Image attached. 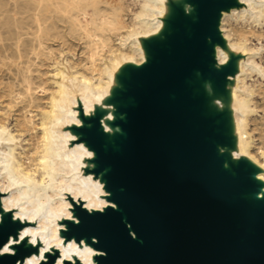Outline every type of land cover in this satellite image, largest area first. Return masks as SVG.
Returning <instances> with one entry per match:
<instances>
[{
    "label": "water",
    "instance_id": "95a60500",
    "mask_svg": "<svg viewBox=\"0 0 264 264\" xmlns=\"http://www.w3.org/2000/svg\"><path fill=\"white\" fill-rule=\"evenodd\" d=\"M193 2L196 21L180 22L168 47L156 48L151 65L127 83L121 137L109 144L98 118L84 130L95 174L116 207L89 211L71 201L74 220L62 233L93 247L94 263L264 264L263 183L245 165L230 166L219 119L201 111L190 85L197 73L217 84L225 76L210 68L209 53L218 11L229 3ZM226 161L235 176L223 171ZM20 229L9 215L0 225V252ZM38 252L19 245L0 254V264H22ZM59 256L48 253L41 264H57Z\"/></svg>",
    "mask_w": 264,
    "mask_h": 264
},
{
    "label": "rangeland",
    "instance_id": "374dc122",
    "mask_svg": "<svg viewBox=\"0 0 264 264\" xmlns=\"http://www.w3.org/2000/svg\"><path fill=\"white\" fill-rule=\"evenodd\" d=\"M226 1L229 5L218 11L215 20V40L210 41L209 53L210 68L225 76L217 84L212 77L197 73L190 85L196 99L201 100V111L219 119L220 132L224 137L221 147L230 166L236 167L243 164L257 177L261 169L246 149L250 147L252 152H256L258 147H262L260 133L256 131L255 124L264 112V105L258 94H253L247 87L240 88V78L242 76L253 77L252 80H258L264 87V19L258 18V13L251 8V5L264 7V0ZM0 2L4 5V9H15V2L19 5V9H32L33 11L39 9L41 15L46 17L49 16L47 11L52 9L46 5L38 8L36 0H0ZM124 2L131 10L127 14V20L134 31L130 36L125 35L123 43L125 48L135 45V50L140 53L142 62L137 64L135 60L124 59L121 55L115 56V65L105 60L110 70V81L108 84H103L102 91L93 93L81 87L75 80V72L67 62V59L78 60L82 56L83 46L75 38L68 35V32L62 31L61 36L52 38L49 42L62 64L61 70L64 75L58 82L65 88L63 112L68 120L63 122L59 119H50L42 115V109H34L33 112L35 114L39 112L36 120L46 122L52 132L53 158L56 168L53 178L55 181L64 179L69 184L67 190L47 183L39 191L38 187L25 180L23 174L16 171L10 172L8 154L12 146L7 142V137L2 135L0 125V225L7 220L9 215H12L14 222L21 226L18 237L12 239L9 246V250L13 253L19 245H24L28 249H38V254L34 256L42 262L49 252H60L58 239L63 249L69 248L74 243V241L67 242L62 233L66 229L65 224L74 220L73 215H66L63 211L58 213L53 211L59 202L74 201L72 198L73 185L85 189L91 186L89 190L95 193L96 205L86 198L84 193L81 192V195H78V202L83 206H87L91 211L105 209L107 194L104 190V182L100 176L95 174V157L84 141V130L91 127L92 119L98 118L103 122V135L109 144H114L121 137L118 122L122 119L121 108L124 104L122 93L132 74L146 70L151 65L155 59L156 48L168 47L180 22L184 21L189 25L196 21L193 0H150L156 7L147 6L146 8L154 13L151 22L156 30L144 34L137 31L134 25L147 20L142 19V16L138 14L140 6L132 5L133 3L129 0H124ZM240 13H243L244 18L235 19ZM249 18L251 21H248ZM249 26L252 27L251 31L248 30ZM238 32L247 34L241 46L233 43ZM8 43L9 41L6 40L0 42V45ZM219 52L223 63H220ZM6 57L0 49V109H3L4 114L12 113L13 116L17 114L18 108H9V89L12 82L7 74L10 62ZM250 57L258 60L249 64ZM243 66L249 67L253 74H247ZM236 92H240L246 100L253 99L257 106L240 105L235 96ZM44 102L41 104L44 105ZM87 104L91 106V109L87 108ZM246 117L251 120L247 127L248 134H245L243 121ZM11 120L12 117H10ZM10 121L5 122L7 131L16 132L11 128ZM18 136L26 140L30 138L25 132ZM22 144L27 145V149L23 150H31L28 142ZM14 148L20 152L21 141L17 142ZM18 152H15L16 157H19ZM37 157L39 156H35V159ZM15 165L17 166V159ZM262 189L264 191L263 184ZM53 229L58 231L57 238L53 237ZM33 238H35L34 244L30 242ZM78 249L81 252L89 249L90 261L94 264L97 253L85 244L78 246ZM41 250L45 251L44 255H41ZM71 257L74 261L80 259L77 254H71Z\"/></svg>",
    "mask_w": 264,
    "mask_h": 264
},
{
    "label": "bare ground",
    "instance_id": "6f19581e",
    "mask_svg": "<svg viewBox=\"0 0 264 264\" xmlns=\"http://www.w3.org/2000/svg\"><path fill=\"white\" fill-rule=\"evenodd\" d=\"M129 1L133 3L132 5H139L138 14L142 16V19H147L142 22L139 21L140 23H135L136 30L144 34L155 31L156 27L151 22L154 18V13L146 7L154 8L156 6L150 0ZM36 4L38 8L44 5L50 6L52 9L47 11L49 16H42L39 9L34 11L32 9H19V5L16 2L14 3L15 9H4V5L0 2V42L9 41L8 44L0 45L2 54L6 55V59L10 62V65H7V74L12 82L9 89V108H18L17 114L13 116L11 115L12 113L4 114L3 109H0V122H2L0 125L2 135L7 137V142L12 146L8 154L10 172L16 171L23 174L25 180L38 187L39 191L47 183L50 185L55 184L67 190L69 184L64 179L55 181L53 178L56 168L53 158L52 132L46 122L36 120L39 112H37L38 114L33 112L34 109H42V115L50 119H59L63 122L68 120L63 112L65 88L58 82L64 75L61 70L62 64L59 58L56 57L49 42L52 38H58L62 31H65L83 46L81 58L78 60L67 59V62L75 72V80L80 86L87 88L93 93L102 91L103 84H108L110 81V70L105 64V60H109L110 63L115 65V56L121 55L124 59L135 60L137 64L142 61L140 53L135 50V45L125 48L123 43L125 35L130 36L134 31L127 20V14L131 10L129 6L126 7L124 0H36ZM251 8L258 13V18L264 19V7L251 5ZM243 18V13H240L239 17H235L237 20ZM248 21H251V18ZM252 23L256 24L255 22ZM248 30L251 31L252 27L249 26ZM246 35L238 32L233 43L241 46ZM219 56L221 58L220 63H223L220 52ZM257 60L255 57H250L248 63L251 64ZM243 70L247 74H253L247 66H243ZM252 78L242 76L240 78V88L244 89L247 87L253 94H258L264 105V87L258 80H252ZM235 96L240 105L257 106L253 99L246 100L240 92H236ZM176 98L174 96L172 99L175 100ZM41 102L45 104L43 105ZM87 108L91 109V106L87 104ZM10 117H12L11 121ZM238 118L240 119L241 117ZM125 119L123 121L126 122ZM7 121L11 122V128L16 130V132L7 131L5 127L7 125L5 122ZM243 121L245 134H248L247 127L251 120L246 117ZM255 127L256 131L260 133V145L262 147H258L256 152H252L250 147L246 151L260 167L261 172L257 175V180L264 184V112L258 118ZM24 132L29 135L30 138L28 140L18 136V134ZM20 141L21 150L18 152L14 146ZM26 142L29 143L31 150H23L27 149V145L22 143ZM106 149L108 148L106 147ZM15 152L19 153V157H16ZM219 155H222L221 150H219ZM35 156L39 157L35 159ZM16 159L17 166L15 165ZM222 169L235 176V173L229 169L227 161L222 165ZM72 188V198L75 203H80L78 202V195H81L82 192L92 203L97 204L95 193L93 190H89L91 186H89V189H85L73 185ZM107 197H111V193L108 191ZM242 198L248 203H252L254 207H258V202L253 203L248 195L243 194ZM260 198H262V195ZM106 205V208L116 207L108 200ZM84 207L89 210L87 206ZM53 211L54 213L63 211L66 215H74V208L70 202H59L57 208ZM52 233L54 238L58 237L57 229H53ZM11 242L12 239L3 247L0 252L1 255L13 254L9 250ZM84 243L83 241L82 245ZM58 244L60 256L57 264L58 262L59 264L74 263L71 254L79 255L81 264H92L89 249L81 252L78 249L79 245L76 243L71 244L67 249H63L59 239ZM4 248H7L8 251L5 252ZM90 249L94 251L93 247H90ZM44 253L45 251L41 250V255H44ZM30 260L32 264H41L34 255L27 258L22 264H28Z\"/></svg>",
    "mask_w": 264,
    "mask_h": 264
},
{
    "label": "clouds",
    "instance_id": "9594fccd",
    "mask_svg": "<svg viewBox=\"0 0 264 264\" xmlns=\"http://www.w3.org/2000/svg\"><path fill=\"white\" fill-rule=\"evenodd\" d=\"M31 243H35V238H33V240L32 241H30ZM28 264H32V261L30 260V261H28ZM58 264H59V262H58Z\"/></svg>",
    "mask_w": 264,
    "mask_h": 264
},
{
    "label": "snow or ice",
    "instance_id": "6c2138e0",
    "mask_svg": "<svg viewBox=\"0 0 264 264\" xmlns=\"http://www.w3.org/2000/svg\"><path fill=\"white\" fill-rule=\"evenodd\" d=\"M21 239H23V236H21ZM4 251L6 252V251H8V249L7 248H4Z\"/></svg>",
    "mask_w": 264,
    "mask_h": 264
}]
</instances>
